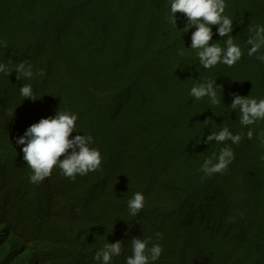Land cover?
I'll return each instance as SVG.
<instances>
[{"label": "trees", "instance_id": "trees-1", "mask_svg": "<svg viewBox=\"0 0 264 264\" xmlns=\"http://www.w3.org/2000/svg\"><path fill=\"white\" fill-rule=\"evenodd\" d=\"M226 5L224 15L238 18L231 35L242 57L233 67L204 69L191 49L195 28L185 33L187 21L179 13L176 25L170 22V0H0V60L16 66L23 55L34 54L27 63L33 82L19 85L30 84L37 99L14 101L5 93L7 79L0 78V163L22 162L17 138L57 111L77 115L70 138L91 136L89 147L102 157L97 171L76 176L77 191H64L60 203L53 174L32 183L35 192L51 196V214L37 218L54 238L25 242L22 229L15 223L10 228L0 209V229L17 239L14 231L35 264H83L73 240L84 239L77 245L95 256L104 247L96 241H121L123 249L132 226L143 224L153 241L148 247L162 248L150 264H264V120L242 126L239 110L230 107L232 94L264 99V62L244 53L249 29L264 27V0ZM254 9L263 13L253 17ZM212 32L210 43L225 47L228 37H220L217 26ZM123 65L128 85L115 80ZM206 81H215L217 106L190 95ZM223 127L243 134L240 143L207 142ZM224 147L234 160L222 174L206 177L204 161L216 162ZM22 169L31 176L28 166ZM137 192L144 207L132 216L128 201ZM120 255L111 264H126ZM15 259L0 241V264Z\"/></svg>", "mask_w": 264, "mask_h": 264}, {"label": "clouds", "instance_id": "clouds-1", "mask_svg": "<svg viewBox=\"0 0 264 264\" xmlns=\"http://www.w3.org/2000/svg\"><path fill=\"white\" fill-rule=\"evenodd\" d=\"M227 5L225 0H170L171 23L176 25L177 14H182L187 23L184 28L186 33L189 29L195 28L191 33V49L196 50L199 64L204 69H212L222 63L228 67H233L242 57L241 48L234 43L233 20L224 15ZM263 10H253V17L262 14ZM217 26L218 35L222 38L228 37L225 41V47L219 44H211L213 37L212 27ZM252 35L247 40L248 47L244 53L249 57L256 56V59L264 62V27L254 26L249 29ZM184 55L183 49L179 52ZM126 65L123 69H117L115 80L119 85H128L130 80L125 75ZM13 71L17 73V79L33 78L31 66L26 61L16 64L12 70L5 64L0 63V73L10 75ZM38 75L44 76L41 70ZM20 94L24 98L37 100L33 94L30 84H25L20 88ZM190 95L196 100L208 97L212 105L217 106L221 100L217 96L215 81H206L193 86ZM233 95V102L230 107L233 110H239V122L242 126L253 125L257 120H264V99L243 97L238 94ZM78 117L75 114L57 111L54 117L42 118L38 123L32 124L27 128L23 136L18 137L16 143L22 145L23 160L31 169L30 182L38 184L45 178L52 175L54 168L60 169L61 175L75 181L77 175H87L89 172L97 171L102 163L101 153L90 148L93 143L91 136L77 134L70 138L75 132L76 121ZM243 134L233 135L227 127H223L218 133L213 132L207 136V142L215 141L220 144L225 141H231L233 144L240 143ZM253 132H247V138L251 140ZM264 143V136L261 137ZM63 157V159L61 158ZM234 152L230 147L220 149L216 162L213 159H206L200 171L206 177L225 172L229 164L234 160ZM264 159V157H262ZM144 207V196L137 192L133 198L128 201V209L132 216H136ZM157 238H162V234L157 232ZM151 240L133 238L131 240V255L126 258V264H150L158 260L162 253L159 244L148 247ZM122 251L121 241L116 243H107L104 247L95 253V260L101 261V264H111L113 256H119Z\"/></svg>", "mask_w": 264, "mask_h": 264}, {"label": "bare ground", "instance_id": "bare-ground-1", "mask_svg": "<svg viewBox=\"0 0 264 264\" xmlns=\"http://www.w3.org/2000/svg\"><path fill=\"white\" fill-rule=\"evenodd\" d=\"M236 0H225V2L232 4ZM237 6V5H232ZM233 24L238 21V18L235 17L232 19ZM34 59V54L32 52H28L22 56L19 60L26 61L27 63L32 62ZM7 60H0V63H4ZM15 65H9L8 67L12 69ZM0 78L7 79V87L5 90L6 96L9 97L13 95L14 101L17 102H26L28 98H24L20 94L19 85L22 80H26L27 78H22L20 80L17 79V73L12 72L9 76L4 73H0ZM31 81L33 82L32 78ZM132 94V93H130ZM27 166L26 162L23 160L20 163H0V209H1V218L7 222V225L10 228H13V224H17L22 231H17L21 233V235L26 239L25 242L29 243L30 240H39L42 238H54V234L49 230L44 229L39 223L37 215L38 213L41 215L51 214L49 209H47V203L51 196L48 195L45 191L40 190L39 192L34 190L32 183L30 182V176L27 172H25L22 168ZM55 177V187L56 190L54 195L58 198L60 203V198L62 194L65 192H76L77 186L75 181L70 178H66L61 175L60 170L54 168L52 172ZM26 206V208H24ZM149 228V225H139L132 226V239L133 238H141L147 240L151 237L150 233H144L142 229ZM15 229V228H14ZM17 239H14L9 233L2 232L0 229V241L2 245L8 249L9 253L14 256L16 259L13 260L12 264H35L34 257L32 251L26 246V244L18 237V235L11 231ZM12 242L17 248L22 252L23 255H17L11 250L7 241ZM131 239V240H132ZM79 240H84L81 238H77L71 242V245L76 250L77 254L75 257L80 259V262L83 264H101V261L95 260V256L91 255L89 252L82 250L77 242ZM89 240L96 241L93 237H89ZM96 245L98 247L104 246V242L96 241ZM152 237L149 242L152 243ZM148 244V245H149ZM24 245V246H22ZM26 247V248H22ZM131 255V241L122 249L121 257L126 262V258ZM115 257L113 256L111 262L115 261ZM4 258V257H3ZM1 258V260H3ZM49 260V257H46Z\"/></svg>", "mask_w": 264, "mask_h": 264}]
</instances>
